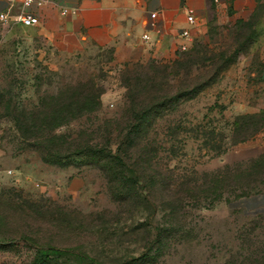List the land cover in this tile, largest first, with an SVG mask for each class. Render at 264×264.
Wrapping results in <instances>:
<instances>
[{
    "label": "rangeland",
    "instance_id": "rangeland-1",
    "mask_svg": "<svg viewBox=\"0 0 264 264\" xmlns=\"http://www.w3.org/2000/svg\"><path fill=\"white\" fill-rule=\"evenodd\" d=\"M250 42L251 22L228 10L185 50L144 58L67 49L34 26L6 31L0 264H264V110ZM97 148L127 163L113 185ZM136 172L131 197H112Z\"/></svg>",
    "mask_w": 264,
    "mask_h": 264
},
{
    "label": "crops",
    "instance_id": "crops-1",
    "mask_svg": "<svg viewBox=\"0 0 264 264\" xmlns=\"http://www.w3.org/2000/svg\"><path fill=\"white\" fill-rule=\"evenodd\" d=\"M63 8L67 13H61ZM186 8L192 11L191 25L185 21ZM6 9L0 0V12ZM227 10L233 19L251 22L250 47L259 55L260 108L264 110V0H43L40 7L23 8L37 17V33L55 44L67 49L112 46L126 59L173 53L179 43L187 46L200 33L214 11ZM23 27L0 28V37ZM183 28L188 29L187 39L179 35Z\"/></svg>",
    "mask_w": 264,
    "mask_h": 264
},
{
    "label": "trees",
    "instance_id": "trees-1",
    "mask_svg": "<svg viewBox=\"0 0 264 264\" xmlns=\"http://www.w3.org/2000/svg\"><path fill=\"white\" fill-rule=\"evenodd\" d=\"M131 103L133 105H135L134 102L131 101ZM131 111L133 112L132 115H133L134 120L137 122L144 115V112H140V110L134 111V108H132ZM137 126L138 125L133 126L132 130H129V132H127V135L125 136L126 140L123 142L127 141L129 144H131L135 141V138L133 136L135 134V128ZM88 150H90V149L88 148ZM103 152H106V153L103 154ZM91 153L94 154V157H95L97 163H99V161H100V163L98 165H99L100 169L102 170L103 176L105 177L108 185H110V183H111V185H113L112 183H114V181L116 180L115 178H112V176L115 173H117L115 171V168H113V167H118V170H120L118 173H121V168H127L128 167L127 163H125L122 160L123 159L122 156H118V154L111 155V154H109V151L107 152V150H105V149H102V148L93 149V151ZM134 175L135 176L132 178V180L127 179L128 184H125L124 178L118 179L119 182L124 183V184L122 183V185H124V187H123V190L118 193V195L112 194V197H114L115 199H118V200H124V199L130 198L131 195L133 194L132 192L134 191V186L136 184L140 183L141 182L140 179H142L140 177V175H138L137 172ZM111 189H112V186H111ZM113 190H114V188H113Z\"/></svg>",
    "mask_w": 264,
    "mask_h": 264
},
{
    "label": "built area",
    "instance_id": "built-area-1",
    "mask_svg": "<svg viewBox=\"0 0 264 264\" xmlns=\"http://www.w3.org/2000/svg\"><path fill=\"white\" fill-rule=\"evenodd\" d=\"M7 9L0 12V28L9 27L10 25L20 24L24 27H32L38 24V19L36 16H32L23 11L24 7L29 5H35L36 7H40L43 4V0H4ZM13 7H16L12 12L10 11ZM62 14L67 13V9L63 8L61 10ZM154 14H151L153 16ZM185 21L187 24L191 25L194 22V18L192 16V11L188 8L185 9ZM180 37L183 39L188 38V29L183 28L180 33ZM142 39H147L146 34H142ZM185 42H181L177 45L178 51H183L186 49Z\"/></svg>",
    "mask_w": 264,
    "mask_h": 264
}]
</instances>
